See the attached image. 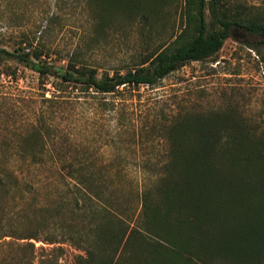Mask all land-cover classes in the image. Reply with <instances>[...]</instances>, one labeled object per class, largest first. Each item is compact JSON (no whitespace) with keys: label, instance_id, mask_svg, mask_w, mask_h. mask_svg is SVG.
Wrapping results in <instances>:
<instances>
[{"label":"rangeland","instance_id":"obj_1","mask_svg":"<svg viewBox=\"0 0 264 264\" xmlns=\"http://www.w3.org/2000/svg\"><path fill=\"white\" fill-rule=\"evenodd\" d=\"M233 1L264 13V0ZM186 16L185 0H0V47L14 49L23 39L42 43L53 63L67 65L73 57L100 75L113 74L173 42ZM259 40L236 28L215 57L186 62L156 86L121 87L112 94L75 86L60 91L56 78L42 79L12 62L0 67V261L19 258L18 245L29 240L22 235L44 220L39 238L29 240L36 264H90L89 247L96 263L113 257L120 264H189L177 246L145 231L142 194L151 191L157 206L159 180L173 158L171 126L212 117L243 125L249 141L264 138ZM242 150L230 151L221 168L238 174V184L252 183L253 200L259 199L264 161L254 155L245 162ZM157 210L153 229L174 233L178 244L188 230L165 219L164 205ZM100 222L113 233L100 241L79 238ZM71 225L76 233L68 240L61 233ZM130 232L129 247L119 249Z\"/></svg>","mask_w":264,"mask_h":264},{"label":"trees","instance_id":"obj_2","mask_svg":"<svg viewBox=\"0 0 264 264\" xmlns=\"http://www.w3.org/2000/svg\"><path fill=\"white\" fill-rule=\"evenodd\" d=\"M185 2L186 24L175 40L125 72H104L100 75L97 68L80 64L73 57H69L67 65L56 64L49 60L50 53L44 44L34 45L24 39L14 49L0 47V67L12 62L34 70L42 79L56 78L60 91L75 86L82 91L112 94L121 87L156 86L186 62L215 57L236 28L259 35V42L264 46V13H254L248 5L233 0ZM207 10L210 21L207 19ZM167 133L173 158L165 166L166 175L159 180L157 193L160 200L157 206H154L151 191L142 194L141 211L145 231L158 236L161 244L166 241L177 246L179 255L189 264H215L221 261L222 264L264 263V191L260 190L263 195L253 200L252 183L248 186L238 184L241 179L237 178L238 174H230L220 165L221 159L227 158L236 146L242 147L240 158L242 156L245 162H250L254 155L264 161V138L249 141L248 131L243 125L217 123L212 117L199 118L195 123H179L171 126ZM225 134L228 138L224 140L222 136ZM161 204L167 209L166 220L175 219L183 229L188 230L178 237V244L175 236L172 237L173 232L168 234L162 226L153 229L159 215L157 208L160 209ZM42 222L21 238H39V229L44 227ZM165 224L168 230H172L168 222ZM73 229L71 225V229L63 231L61 235L73 240L76 233ZM138 229L139 232L143 230ZM132 232L128 236L124 234L126 238L123 244L120 243L119 249L127 250ZM104 233L113 232H108L100 222L95 225V229H91L90 234L82 233L79 238L100 241ZM12 234L15 236V231ZM29 240L18 245L22 251L19 258L7 264H36V247ZM50 241L55 242L56 238ZM171 250L173 252L174 248ZM88 253L90 264H120L113 257L96 263L94 251L90 247ZM184 253L187 255L185 258ZM5 262L0 261V264ZM37 264L58 262L49 259L40 260Z\"/></svg>","mask_w":264,"mask_h":264}]
</instances>
